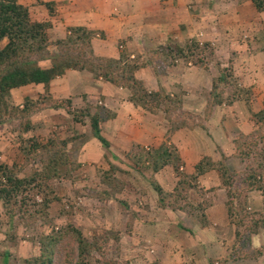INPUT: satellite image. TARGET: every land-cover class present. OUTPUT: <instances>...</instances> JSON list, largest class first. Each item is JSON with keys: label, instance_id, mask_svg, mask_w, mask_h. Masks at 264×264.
<instances>
[{"label": "rangeland", "instance_id": "1", "mask_svg": "<svg viewBox=\"0 0 264 264\" xmlns=\"http://www.w3.org/2000/svg\"><path fill=\"white\" fill-rule=\"evenodd\" d=\"M19 1L31 8L34 17H48L46 7L34 5L37 0ZM123 2L122 27L140 40L135 41V57L127 53L119 64L124 75L135 59L148 64L141 69L144 74L162 70L170 60L156 57L153 65L149 60L154 55L150 57L148 49L163 55L169 43L165 33L170 32L178 41L170 42L175 49H186L194 42L208 43L197 47L204 50L197 49L195 58L209 64V69H204L207 72L203 75L194 70L183 78L179 72L185 66L173 65L166 67L158 80L147 79L150 90L163 89L171 98L157 113L134 105L128 88L109 82L108 93L126 102L120 105L115 100L116 106L107 105L119 115L103 122L108 147L94 137L90 119L80 116L101 104L97 96L103 94L100 88L89 96L84 81L71 76L55 82L50 97L42 87L13 90L9 114L0 125V165L21 168L20 177L31 176L43 166L40 159L29 155V148L33 143L51 141L56 146L69 141L68 160L56 177L39 176L40 182L47 180L49 198L54 200L49 217L34 213L30 219L18 214L11 218L0 202V264H38L43 238L68 224L77 227L83 240L94 246L81 264H264V192L263 196L251 195L261 191L264 179V171L259 168L264 125L259 124V130L255 120L256 113L264 111V13L251 0H140L139 12L132 18L126 14V0ZM57 10L58 6L52 16L61 13ZM51 19L49 31L54 27ZM158 20L162 23H156ZM58 30L55 38L61 34ZM82 34L74 32L76 43L66 42V51L69 48L75 60H92L90 45ZM210 37L213 41L206 40ZM126 39L122 38L123 43ZM143 40L147 46L139 45ZM157 41L166 43L156 47ZM7 43L4 39L1 46ZM48 50L43 66H52L53 58L64 53V48L53 42ZM221 73L227 75V81L215 83ZM26 96L28 113L18 115L16 107L25 109ZM220 98L222 109L215 113ZM216 119L224 122L219 124ZM210 132L224 141L221 143L227 146V155L211 142ZM252 139L262 141L260 153L240 158L234 143L243 141L242 145L248 147ZM163 144L181 155L185 165L180 172L190 179V187L182 184L183 177L172 164L159 172L148 166L154 148ZM252 149L257 151L254 146ZM204 157H210L217 170H211L205 179L189 178ZM224 160H229L231 170L223 177L219 169ZM153 183L160 184L164 193H158ZM28 197L33 203H42L44 198L42 194ZM73 237L67 235L55 249L52 264L79 262Z\"/></svg>", "mask_w": 264, "mask_h": 264}, {"label": "trees", "instance_id": "2", "mask_svg": "<svg viewBox=\"0 0 264 264\" xmlns=\"http://www.w3.org/2000/svg\"><path fill=\"white\" fill-rule=\"evenodd\" d=\"M251 1L259 12L264 13V0ZM34 5L46 7L49 10L48 17L40 19L34 17L31 12V8L21 3L19 0H0V125L4 124L6 121L5 116L6 114H9V99L12 96L13 89L26 87L28 85L43 84L45 91L49 92L48 95L50 97V88L53 80L63 76L69 69L91 71L95 76L103 77V79L116 86L128 88L130 90V102L136 106H140L148 111H151L152 113H157L163 103L167 99H171L169 94L166 93V95L165 92H163V89L150 90L146 86L145 82L136 76V73L142 67L148 65L147 63L140 64L137 59L133 60V63L129 64V73L124 75L123 72L119 71L121 69L119 64L123 63L125 58L128 57L129 54H127V52H123L121 57L118 59L95 56L92 41L93 38L97 36L96 31L88 30L84 26H71L68 28L70 34L67 38H55L53 40L51 31H49L48 28L52 27L51 18L52 14L55 12V7L57 6L56 1L37 0ZM80 31L83 33V38H86L88 41L92 55L95 57H93L92 60H75L69 53L70 49L68 48L66 51V42L75 44L76 41L73 40V37H75L74 32L76 33ZM80 36L81 34L78 35V37ZM4 39H7L8 43L2 47L1 43ZM65 39L67 40L65 41ZM51 42L55 43L58 47L61 46V49L64 48V53L57 58H53L54 62L52 66H43L42 60H45L46 56L49 54L48 48ZM168 42V50L164 49L163 55L161 53L159 56L156 51L148 49L149 56L152 57L154 55L149 60L150 63H152V60L156 57L159 60H170L169 63L166 62V65L162 70H155V74L157 76L162 75L165 72L166 67L177 65L179 60H184L185 63H191L198 68L209 69V64L206 65V62L201 58H195L197 54H195V52L198 49L197 47L201 45L205 47L209 45L208 43L201 44L200 42H194L195 44H188L186 49L181 47H176L175 49L171 44L173 40H168ZM173 50H176L179 55L174 54ZM203 50H199V52ZM176 56H178V58ZM227 79V75L225 73H221L218 79L215 80V83L218 81H227ZM49 97H47L46 100ZM28 100L29 97L26 96L24 102L25 109L22 110L20 107H16V110L20 112H17L18 115H20L21 112L24 113V116L27 115ZM52 100L53 99L51 98L50 101ZM103 100H105V97H103ZM216 101L217 105L223 104V99L221 98ZM67 102L71 103L70 100ZM178 102L179 100L176 101V105H178ZM80 116L86 120L88 118L90 119L94 137L99 139L105 146L108 147L110 143L102 133L103 122L116 117V113H113L111 109L101 103L95 110L91 108L82 112ZM255 116L258 128L261 124L264 125V111L260 113L257 112ZM171 117L173 116L170 115L169 118ZM76 120L79 122L82 121L81 118H76ZM186 125L187 124L180 125L179 128ZM259 139H262V135H260ZM259 139H252L248 147L242 145L243 141L241 142L236 140L234 144L238 150V156L242 159H249L252 154H254L256 157L261 150L262 141ZM68 142L69 141H67V143ZM67 143L65 141H60V146H56L52 143V141L51 143L46 144L33 143V146L29 148V152L31 151L32 155H29L33 156V159H40L43 169L40 168L28 177L19 176L18 172L21 168L10 167L6 164L0 165V202H2L9 217L14 218V216L18 214L22 218L27 217L30 219L34 213H37V215H40L42 218L49 217V207L54 200L49 198L51 191L49 192L46 189V187H48L47 180L43 179V183L38 179L42 174L45 179H52L60 174L61 168L68 160L66 151ZM252 146L257 148V151H254V149L251 150ZM166 147L167 146L163 144L160 145L159 148H154L153 151L155 154L153 153V157L151 158L152 160L148 163V166L155 172H159L165 166L172 164L176 173L183 177L184 173L180 172V167L185 165L184 160L181 155L177 153L176 149H173L170 152ZM259 155L261 158L259 168L264 171V151H262ZM226 160L222 162L221 168L219 169L222 171L221 174L223 177L231 170ZM151 164H153V166H150ZM215 167L216 163H214L210 157H204L195 164L194 173L188 175V177L196 180L211 170L216 171L217 169ZM262 181L263 184L260 185L259 189L264 192V179ZM189 182L190 179L187 180L183 177L182 184L188 183L187 185L190 187L191 184ZM180 183L181 182H179V184ZM225 184L227 185L226 182ZM153 185L158 193H164V189L160 184L153 183ZM29 194H33L34 197L37 194H42L44 196L43 202L39 203L35 200V203H33V200L31 201L28 197ZM262 202L264 203V200ZM67 235L74 236L73 238L79 251V262L77 264H81L94 246L92 242L83 240L82 234H80V231L77 230V227L73 224L66 225L64 230L61 231L55 232L54 230L53 234L46 235V237L43 238L41 251L42 259H37V263L52 264V255L55 249L59 247V244L63 243ZM5 255H8V253Z\"/></svg>", "mask_w": 264, "mask_h": 264}, {"label": "crops", "instance_id": "3", "mask_svg": "<svg viewBox=\"0 0 264 264\" xmlns=\"http://www.w3.org/2000/svg\"><path fill=\"white\" fill-rule=\"evenodd\" d=\"M54 1H56V4L58 6V10H59V12L61 11V13H59L57 16H52V18H54L53 19L54 20V27L52 28V31L51 30L50 31H51V35L53 38L56 37L55 33L57 32L58 29H59L58 31H60L59 33H61V34H58L57 38H67V36L70 34V31L68 30L69 27H71V26H84L88 30H94L96 32H101V35L94 37L93 41H92V47H93L95 56H97V57L102 56V57H107V58L118 59L121 57V54L123 52H127L130 54L131 57H135L136 54H135L134 50L137 48L135 41H140V40H138L137 36L131 37L128 33L129 30L126 28V30H127L126 31L122 27V24H123V21H122L123 15L122 14H124V10L120 7V4H121V1L123 2V0H54ZM149 1H151V3L152 2H155V3L160 2V0H149ZM181 1H184V0H181ZM140 3H141L140 0H126V4H127L126 7L128 9V10H126L127 16H131L132 18H134L135 13L137 14V12H139ZM123 4H124V2H123ZM144 9H146V8H144ZM156 23L161 24L162 21L158 20V21H156ZM173 29H175V28H173ZM61 30H62V32H61ZM178 31H181V29L179 28ZM165 35H167L166 39H165L166 41L171 40V39L174 41H177L175 34L173 36L172 33L170 32L168 34L165 33ZM123 37L127 38L125 43H123V41H122ZM159 39H160V37H159ZM212 39H213V37H210V38H207L206 40L213 41ZM157 42H159V43L156 44V47L162 43V41H157ZM165 43L166 42L162 43V45ZM139 45H146L147 46V41L143 40V43H139ZM250 59L253 61V58L250 57ZM181 64H183V66H185L179 72V74L183 78H186L187 74L191 73L194 70L196 72L200 73L201 75H203V73L206 71V70H204V68H200V67L198 68L196 66L188 67V65L185 64L184 60H179L177 65L173 66V68L179 67V66H181ZM143 68H145V66L142 67L141 69H143ZM141 69L136 73V76L139 79H142L145 82L146 86H148L147 85V79H149L150 77L158 80L159 77H157V75L155 74L154 71H153V73L151 72L149 74H146V73L144 74L143 73L144 70L141 71ZM215 72L212 71L211 73L214 74ZM71 76H74V78L84 81L83 87H86L85 92L87 94H89V96H91L93 94V92H95L94 90L96 88L97 89L100 88V90L102 91L101 93H103V94L97 95V96L101 99L99 102L102 104H103V102H105V100H103V97H105V96L107 97V99L105 97V99H106L105 105L106 106L107 105H111L112 107L116 106V103L114 102L115 100H117L120 105L122 102H123L122 104H124L126 102V101L125 102L122 101L121 98L117 97V95L115 93H111V95L108 93V91H111V89H109L110 87H108V85L110 84L108 81H104L103 77H97L91 71H87V70L69 69L67 71V73H65L63 76H60L57 79L53 80V82L51 83V89H52L51 91H53V87H54L55 82H58V81L62 80L63 78H67V77H71ZM211 78H212V75H211ZM28 86L31 88L32 87H42L43 88L42 91L43 92L45 91V87L43 84L28 85ZM16 89H18V88H16ZM16 89H13V90H16ZM114 89L115 88H113L112 91H114ZM106 91H107V94H105ZM93 95H95V94H93ZM100 96H103V97H100ZM218 106L219 107L215 108V110L217 109V111L215 113H217L220 109H222V107L220 105H218ZM205 110H206V108H205ZM224 115L225 114H223V116ZM118 116L119 115H117L116 117H118ZM216 121L219 122V124H222L221 122H224V119L223 120L216 119ZM210 133H212V135L209 136V139L211 140V142L215 146L218 145V146L222 147L223 153L224 154L226 153V155H227V146L221 143L224 141L221 140L219 137H217L213 132H210ZM218 146H216V147H218ZM227 164L229 165V160H228ZM209 173L210 172L206 173L205 175H202L201 179H205L206 175ZM257 193L261 194L262 191H256L255 190L251 193V195L257 194ZM261 196H263V195L261 194ZM217 200L218 199H215V201H217ZM222 205L225 206L226 203L223 202Z\"/></svg>", "mask_w": 264, "mask_h": 264}]
</instances>
